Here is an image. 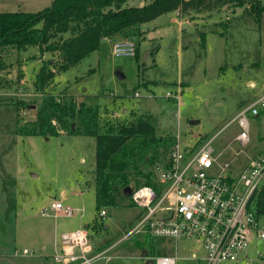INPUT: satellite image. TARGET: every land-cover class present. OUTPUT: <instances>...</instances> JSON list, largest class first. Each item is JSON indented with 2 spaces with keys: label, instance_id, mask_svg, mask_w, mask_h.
Here are the masks:
<instances>
[{
  "label": "rangeland",
  "instance_id": "374dc122",
  "mask_svg": "<svg viewBox=\"0 0 264 264\" xmlns=\"http://www.w3.org/2000/svg\"><path fill=\"white\" fill-rule=\"evenodd\" d=\"M33 1L0 0V13L29 11ZM142 1L131 0L126 6L137 7ZM40 2L50 5L51 0ZM244 11L224 6L212 12L165 13L141 26L143 39H132L139 56L115 57L112 50L117 39L103 40L100 49L78 66L56 72L47 91H67L78 101L98 103L103 118L109 120L152 115L160 136L177 137L185 149L213 141L219 163L229 161L239 171L250 158L264 153V108L259 107V116L247 115L249 145L234 141L240 128L233 120L264 96V15L259 25ZM228 20L229 26L220 25ZM3 55L9 67L0 73V264H55L54 247L61 234L86 225H90L93 244L107 239L117 243L138 223L143 210L121 196L117 206L108 208L104 219L100 217L95 140L68 134H16L18 123L35 120L36 108L18 110L14 104L40 103L33 80L42 61L57 57L52 53L41 57L37 47H7ZM155 154L154 166L140 162V167L143 172L151 170L158 181L155 166L168 152L156 148L147 152V156ZM56 200L81 213L43 215L41 211ZM95 221L104 224L106 232L96 235ZM154 242L156 254L177 255V264H204L192 259L198 250L193 240ZM146 249L141 237L124 241L112 251L110 264H146L141 259ZM247 253L253 264H264V239L254 238Z\"/></svg>",
  "mask_w": 264,
  "mask_h": 264
},
{
  "label": "trees",
  "instance_id": "16d2710c",
  "mask_svg": "<svg viewBox=\"0 0 264 264\" xmlns=\"http://www.w3.org/2000/svg\"><path fill=\"white\" fill-rule=\"evenodd\" d=\"M129 1L54 0L51 7L39 12L0 13V73L9 67L3 55L7 47L19 50L37 47L41 57L45 53L57 57L42 61L33 80L35 90L41 94L37 106L32 102L36 106V118L18 123L16 134L42 137L68 134L93 138L96 208L100 213L117 206L119 198L125 196V188L132 187L133 183L137 185L132 187L134 190L147 185L161 192L163 185L154 180L151 170L143 172L140 162L154 166L156 154L147 156L152 148L168 152L162 159L166 160L178 139L172 135L160 136L152 115L142 114L132 120H109L103 118L98 103L78 101L67 91L49 93L47 89L55 73L78 66L92 52L99 50L105 39H143L141 26L165 13L188 9L212 12L224 6H234L244 8V13L254 17L259 25L264 15L263 0H145L143 6L137 7L126 6ZM230 22H221L220 25L226 27ZM67 33L71 36L64 39L62 35ZM135 56H139L138 49ZM14 105L18 110L31 108V104L25 101ZM140 178L144 181H139ZM127 198L131 206H136L132 196ZM251 207L258 215L264 216V186L254 193ZM93 228L96 235L107 229L102 223L99 226L97 221ZM140 237L147 246L145 252L149 257L160 256L156 254L154 239L157 238L144 234L133 239ZM90 240L92 242V235ZM112 244L107 239L93 246L100 251Z\"/></svg>",
  "mask_w": 264,
  "mask_h": 264
},
{
  "label": "built area",
  "instance_id": "2783aa9c",
  "mask_svg": "<svg viewBox=\"0 0 264 264\" xmlns=\"http://www.w3.org/2000/svg\"><path fill=\"white\" fill-rule=\"evenodd\" d=\"M136 51L131 39L116 40L113 44L115 57H135ZM259 107L264 108V97L244 108L233 120L240 128L234 141L243 147L250 143L247 115L259 116ZM212 144L208 141L199 148L195 145L185 149L178 139L167 159L155 166L158 182L163 185L161 192L147 185L134 190L133 202L143 214L130 232L100 251L94 249L87 228L62 233L54 262L110 264L114 257L111 253L117 246L145 234L163 240L195 241L198 250L192 259L204 264H253L247 250L254 238L264 239V216L251 207L254 193L264 186V153L250 158L241 170L235 171L229 161L219 163ZM41 212L66 217L81 213L62 200L54 201ZM100 216L104 219L107 211H101ZM17 253L29 255L27 251ZM151 258L155 264H177L179 260L177 255Z\"/></svg>",
  "mask_w": 264,
  "mask_h": 264
},
{
  "label": "crops",
  "instance_id": "0c3cea01",
  "mask_svg": "<svg viewBox=\"0 0 264 264\" xmlns=\"http://www.w3.org/2000/svg\"><path fill=\"white\" fill-rule=\"evenodd\" d=\"M41 0H35V1H33V2H31L29 5H28V7H27V9L26 10H29V11H25V12H39V11H42V10H44V8H49L52 4H53V2H54V0H51V3H50V5H48V3H44V2H40ZM145 4V0L144 1H142L141 2V4H140V6H143ZM38 6H40V7H38ZM40 8V9H39ZM115 39H117V38H113V39H110V38H108V39H105V40H115ZM264 97V96H263ZM86 227H87V225H86ZM85 227V228H86ZM164 242L165 241H170V240H163ZM59 239H58V241H57V243H55V247H54V250L56 251V249H58L59 248ZM114 251V250H113ZM55 254V253H54ZM166 254V253H165ZM143 256H144V253H143ZM143 256L141 257V259H143L145 262H146V264H147V258L144 256V258H143ZM165 256H169V255H165ZM49 264V263H48ZM56 264V263H55ZM97 264H99V263H97ZM103 264V263H102ZM149 264V263H148Z\"/></svg>",
  "mask_w": 264,
  "mask_h": 264
},
{
  "label": "water",
  "instance_id": "95a60500",
  "mask_svg": "<svg viewBox=\"0 0 264 264\" xmlns=\"http://www.w3.org/2000/svg\"><path fill=\"white\" fill-rule=\"evenodd\" d=\"M117 75H118L119 78H124V75H123L122 73H118ZM32 108H36V106H32L31 109H32ZM194 123H195V122H192V124H194ZM133 192H134V189H133L131 186H128V187L125 188V190H124V195H125V197H130V196L133 195ZM144 256L147 258V264H148V263H149V264H155V263H154V260H153L152 258H148V255H147L146 252L144 253Z\"/></svg>",
  "mask_w": 264,
  "mask_h": 264
}]
</instances>
